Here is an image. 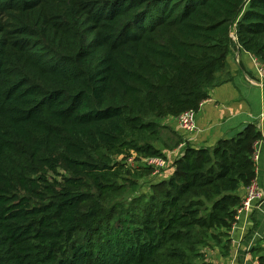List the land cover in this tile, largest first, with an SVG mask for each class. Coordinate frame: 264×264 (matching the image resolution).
I'll use <instances>...</instances> for the list:
<instances>
[{
    "label": "trees",
    "instance_id": "obj_1",
    "mask_svg": "<svg viewBox=\"0 0 264 264\" xmlns=\"http://www.w3.org/2000/svg\"><path fill=\"white\" fill-rule=\"evenodd\" d=\"M233 27L240 50L264 61V0H0V264L229 256L263 138L252 125L186 147L148 195L103 215L97 202L153 174L127 168L130 157L166 160L154 144L162 120L209 98ZM77 203L93 204L92 223L70 235L62 222ZM252 252L264 264V248Z\"/></svg>",
    "mask_w": 264,
    "mask_h": 264
},
{
    "label": "crops",
    "instance_id": "obj_2",
    "mask_svg": "<svg viewBox=\"0 0 264 264\" xmlns=\"http://www.w3.org/2000/svg\"><path fill=\"white\" fill-rule=\"evenodd\" d=\"M232 34L226 67L216 75L217 85L210 88L209 98L201 103L196 112V131L184 134L178 128L176 118L162 120L164 141L158 149L165 155L168 171L158 181L172 174L173 161L182 155L186 147L212 148L219 140L235 137L252 125L263 137L255 146L254 181L264 195V85L257 82L251 68L250 54L240 50L233 39V31ZM244 194L245 188L240 187L237 195L243 198ZM230 235L229 256L222 258L214 249L210 262L256 264L257 255L252 250L264 248V199L253 203L250 212L240 215Z\"/></svg>",
    "mask_w": 264,
    "mask_h": 264
},
{
    "label": "built area",
    "instance_id": "obj_3",
    "mask_svg": "<svg viewBox=\"0 0 264 264\" xmlns=\"http://www.w3.org/2000/svg\"><path fill=\"white\" fill-rule=\"evenodd\" d=\"M232 31L234 32V27L233 29L230 30L229 37H232L233 35ZM233 39L236 41L235 35L233 36ZM250 63L252 66L251 68L257 78V82H260V84L264 85V61L250 55ZM195 117H196L195 111H186L180 114L178 117H176V123L179 130L184 134L194 133L196 131ZM258 143L254 145V155H253L254 161L257 159V156L255 154V146ZM125 164L127 168L131 170H138L140 168H146V169L149 168L153 171V174H157L159 171L165 169L168 166L167 161L165 159L152 158V157H135V156L127 159L125 161ZM263 199H264L263 193L260 191L255 181H253L249 186L245 188L244 197L242 198L240 206L237 208L236 217H235L236 222L239 220L240 215L242 213L250 212L253 203L261 202ZM235 224L232 226V229L235 226ZM256 264L258 263L256 262Z\"/></svg>",
    "mask_w": 264,
    "mask_h": 264
},
{
    "label": "rangeland",
    "instance_id": "obj_4",
    "mask_svg": "<svg viewBox=\"0 0 264 264\" xmlns=\"http://www.w3.org/2000/svg\"><path fill=\"white\" fill-rule=\"evenodd\" d=\"M164 138L162 134H160L159 140L154 142L155 147L160 148L163 145ZM168 171V166L159 171L157 174H152L150 176H143L141 179H138V187L136 189H130L129 187L126 189L124 193L121 195L115 196H109L106 198H99L97 205L101 208V215L105 214V212L110 209L111 207H114V205L121 203L123 205H126L127 203L130 202V200L134 197L140 196V195H148L150 193V185L158 181L160 177H165L167 175ZM56 181H61L60 177L56 176L55 177ZM64 193L66 192L67 195L70 196H76L79 193H84V190L80 191H74L68 188H65L62 190ZM96 206V204H95ZM93 207V204H87V205H81L80 203L75 204L73 206V211L72 214L66 218L64 222H62L66 227L68 228H73V230L69 233L72 235L74 230L78 231H84L88 229L92 223L91 217L88 215L89 210ZM212 250H209L207 253L209 261L211 260L212 257Z\"/></svg>",
    "mask_w": 264,
    "mask_h": 264
}]
</instances>
